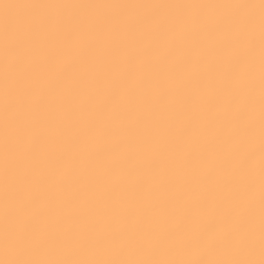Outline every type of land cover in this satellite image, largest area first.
Listing matches in <instances>:
<instances>
[{
  "label": "snow or ice",
  "instance_id": "1",
  "mask_svg": "<svg viewBox=\"0 0 264 264\" xmlns=\"http://www.w3.org/2000/svg\"><path fill=\"white\" fill-rule=\"evenodd\" d=\"M0 264H264V0H0Z\"/></svg>",
  "mask_w": 264,
  "mask_h": 264
}]
</instances>
